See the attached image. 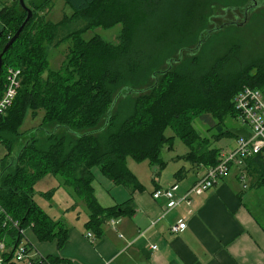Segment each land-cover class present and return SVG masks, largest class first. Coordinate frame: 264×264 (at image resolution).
I'll list each match as a JSON object with an SVG mask.
<instances>
[{
	"label": "trees",
	"instance_id": "obj_1",
	"mask_svg": "<svg viewBox=\"0 0 264 264\" xmlns=\"http://www.w3.org/2000/svg\"><path fill=\"white\" fill-rule=\"evenodd\" d=\"M25 1L33 15L4 53L0 73L1 98L8 69H21L18 94L0 117V142L8 149L0 170V205L5 211L0 209V239L8 237L13 243L2 253L3 264H17L14 247L22 238L6 215L41 241L56 240L61 247L68 239L66 223L34 199L35 185L45 176L57 177L75 205L87 210L86 227L99 236L108 220L134 213L133 192L145 188L128 167V156L149 158L163 169L161 150L173 137L166 134L171 127L189 148L182 157L199 167L212 165L222 148L210 145L193 120L203 118L219 129V136L247 134L245 128L234 132L224 127L228 118L238 117L235 96L245 86L264 92V49L246 54L235 40L208 64L198 53L187 59L169 57L175 47L192 41L186 32L217 4L242 9L253 0H201L199 17L194 0H64L73 13L59 21L45 12L51 0ZM26 16L19 0L0 9V54ZM77 21L82 22L79 27L67 29ZM117 24L122 28L116 43L99 34L83 36L90 29ZM206 39L201 37L196 48ZM66 41L70 45L62 65L50 68V48ZM28 111L33 116L43 112L41 127L22 132ZM16 144L22 145L11 158ZM95 167L115 184L127 186L131 196L102 205L95 193ZM247 167H253L256 185H262L261 156L248 159ZM183 173L184 167L176 172L177 178ZM46 257L54 264L59 261ZM34 264L41 263L35 258Z\"/></svg>",
	"mask_w": 264,
	"mask_h": 264
},
{
	"label": "crops",
	"instance_id": "obj_2",
	"mask_svg": "<svg viewBox=\"0 0 264 264\" xmlns=\"http://www.w3.org/2000/svg\"><path fill=\"white\" fill-rule=\"evenodd\" d=\"M243 128L241 124L239 129ZM176 165L167 178L156 172L152 184L143 183V190L134 191V213L114 218L115 223L108 220L99 236L86 227L87 210L86 219L74 224L61 219L69 229L68 239L61 247L56 240H39L30 229L31 253L59 258L55 264H264V181L256 185L258 177L253 167H247L244 182L233 169L204 194L192 196V213L182 204L162 216L168 201L164 197L154 199L152 192L175 181L180 183L193 173L189 185L180 186V191H186L207 167L183 165L184 173L177 178L176 172L182 167L177 170ZM128 190L125 196L129 198ZM95 193L104 206L120 203L110 190L100 195L95 187ZM182 217L186 218V228L173 233L171 225ZM89 232L95 239L88 237Z\"/></svg>",
	"mask_w": 264,
	"mask_h": 264
},
{
	"label": "rangeland",
	"instance_id": "obj_3",
	"mask_svg": "<svg viewBox=\"0 0 264 264\" xmlns=\"http://www.w3.org/2000/svg\"><path fill=\"white\" fill-rule=\"evenodd\" d=\"M12 3L13 2H10L9 4ZM192 3L195 4L193 9H195V11L198 9L197 17H199L198 13L200 7H203L201 0H194ZM225 4L229 3L224 2L222 5H214L215 7L213 10L208 12V14H205L200 21L195 22V27L190 28L186 32V35H188L187 37L192 39V41L190 40L191 42L175 47L173 49V53H171L169 57L172 56L173 59H177L179 57L187 59L188 57H191V53H198L196 55H200L201 62L208 64L211 63L210 61H212L214 57L223 55L229 48L230 44L235 40L243 44L242 51L246 54L252 55L257 53L256 51L260 50V48L264 49V2L261 3L257 0L255 3H252L254 4L252 9L255 11L253 13L247 10V7L239 9L235 6L227 7ZM48 5L49 6H47L45 12L48 14V18L53 21H59L65 15H71L73 13L72 9L66 5L64 0H51V3ZM204 7L206 6L204 5ZM210 16L211 19L209 21ZM81 24V21L71 22L67 25V29L73 30ZM230 24L236 25L235 30L226 29L227 25ZM121 28V24H117L109 28L98 27L88 30L83 36L85 39H89L95 34H99L104 39L116 43L118 41L117 38ZM209 31L211 32L210 35H208ZM201 37L207 39L209 37L210 38L208 40L206 39L207 41L205 40L201 47L196 48ZM69 45L70 41H66L57 47L50 48V68H60L67 54ZM166 66L167 64L165 63L162 65V68ZM118 108L120 110L119 106L116 110H118ZM42 119V111H40L37 116H33L31 111H28L20 127V131L29 132L41 127ZM103 125L104 122L101 121L99 126L101 127ZM193 127L203 137L208 138L210 145L214 147H220L222 150H230L236 144L237 138L235 134L219 136V129L215 126L212 127L210 123L206 122L201 117H196L193 120ZM224 127L225 129H231L234 132H237V130L241 128V122L238 118H228ZM67 133L71 132L66 131V134ZM166 134L169 137L173 136L170 142L165 144L161 150V159L166 162V164L169 163L168 167L166 166L162 169L159 166H154L151 164L149 158L136 160L133 157L128 156L126 159L128 167L136 174L137 178L142 183L152 184V179L157 178L156 172L161 173L165 178H167L174 164H177V170L183 165L191 167V163L187 162L188 160L185 157H182L189 151V148L181 139L180 135H178L171 127L167 128ZM21 145L16 144L11 158L16 156ZM7 152L8 149L5 144L0 142V170L1 161ZM94 173L96 177L94 185L100 195L103 191L110 190L111 194L118 202L122 203L128 199V197L125 196L129 191L127 186L123 184H115L109 177L100 171L99 167L94 168ZM192 177L193 173L189 174L187 178H184L180 182V186L187 187ZM49 192H52L53 195L49 196L47 194ZM33 196L34 199L56 219H65L66 221L74 224L78 220H84L87 217L84 207L82 205H75L67 189L60 187L58 178L53 175H47L36 183ZM78 206L81 207L78 208ZM28 233H30V229H28ZM2 252L3 251L0 250V259L2 257Z\"/></svg>",
	"mask_w": 264,
	"mask_h": 264
},
{
	"label": "built area",
	"instance_id": "obj_4",
	"mask_svg": "<svg viewBox=\"0 0 264 264\" xmlns=\"http://www.w3.org/2000/svg\"><path fill=\"white\" fill-rule=\"evenodd\" d=\"M16 0H0V9L5 5H10V2ZM21 69L9 68L7 73V89L3 96L0 98V117L5 115L7 110L12 106L20 87ZM235 107L238 110V120L247 134H240L237 137L236 144L230 150H221L219 159L216 163L208 165L204 174L186 191H180V183L178 181L173 182L167 186H160L152 192V197L156 200L164 197L168 203L166 205V212L175 209L176 207L185 204L188 208V212L194 211L192 196L202 195L209 189L214 187L217 182L227 176L233 169L237 170L239 179L244 182L248 177L247 163L248 159L254 156H261L264 163V92L260 89L253 88L251 86H245L235 96ZM244 187L247 184L244 183ZM0 209H4L0 205ZM7 219L11 222L12 226L19 229L22 236L21 241L16 245L15 258L18 261H22L25 264H34L35 258L39 259L41 264H54L46 256H36L31 253L32 248L28 237V229L19 226V222L13 220L9 215H6ZM153 221L152 224H155ZM112 223L115 220L112 219ZM187 226L185 217L180 218L176 223L171 225L170 230L173 233H179ZM88 237L92 240L95 236L92 232L88 233ZM13 243L8 237L0 239V250L3 252H9L12 249ZM153 249H157V246H152ZM3 259H0V264H3Z\"/></svg>",
	"mask_w": 264,
	"mask_h": 264
},
{
	"label": "water",
	"instance_id": "obj_5",
	"mask_svg": "<svg viewBox=\"0 0 264 264\" xmlns=\"http://www.w3.org/2000/svg\"><path fill=\"white\" fill-rule=\"evenodd\" d=\"M257 0H253V3H255ZM20 5L27 10V16L25 18V20L23 21V23L21 24V26L18 28V30L11 36L10 40L7 42V44L5 45L3 52L0 54V73L3 67V55L4 53L10 48V46L16 41V39L20 36L21 31L24 29V27L26 26V24L28 23V21L30 20V18L33 15V11L31 8H29L26 4L25 0H19ZM254 7V4L249 5L247 7V10L251 11L253 10L252 8ZM208 34H211V32L209 31ZM201 44V43H200Z\"/></svg>",
	"mask_w": 264,
	"mask_h": 264
}]
</instances>
